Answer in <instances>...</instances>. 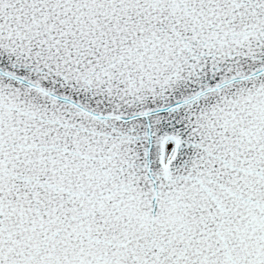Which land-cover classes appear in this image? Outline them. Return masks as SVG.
<instances>
[{"label":"water","instance_id":"obj_1","mask_svg":"<svg viewBox=\"0 0 264 264\" xmlns=\"http://www.w3.org/2000/svg\"><path fill=\"white\" fill-rule=\"evenodd\" d=\"M0 264H264V0H0Z\"/></svg>","mask_w":264,"mask_h":264},{"label":"rangeland","instance_id":"obj_2","mask_svg":"<svg viewBox=\"0 0 264 264\" xmlns=\"http://www.w3.org/2000/svg\"><path fill=\"white\" fill-rule=\"evenodd\" d=\"M169 151H172V147H170Z\"/></svg>","mask_w":264,"mask_h":264}]
</instances>
